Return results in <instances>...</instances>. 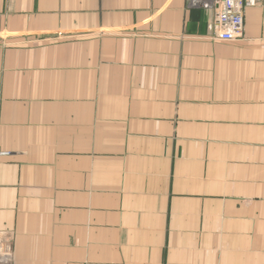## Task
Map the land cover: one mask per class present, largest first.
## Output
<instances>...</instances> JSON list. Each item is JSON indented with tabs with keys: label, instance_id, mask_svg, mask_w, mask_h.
Segmentation results:
<instances>
[{
	"label": "crops",
	"instance_id": "crops-1",
	"mask_svg": "<svg viewBox=\"0 0 264 264\" xmlns=\"http://www.w3.org/2000/svg\"><path fill=\"white\" fill-rule=\"evenodd\" d=\"M0 0V230L13 264H264V0Z\"/></svg>",
	"mask_w": 264,
	"mask_h": 264
},
{
	"label": "built area",
	"instance_id": "built-area-1",
	"mask_svg": "<svg viewBox=\"0 0 264 264\" xmlns=\"http://www.w3.org/2000/svg\"><path fill=\"white\" fill-rule=\"evenodd\" d=\"M256 2L257 0H201L203 7L214 9V36L223 41H234L243 36L244 9L254 6ZM13 237L12 231L0 230V264H13Z\"/></svg>",
	"mask_w": 264,
	"mask_h": 264
},
{
	"label": "water",
	"instance_id": "water-1",
	"mask_svg": "<svg viewBox=\"0 0 264 264\" xmlns=\"http://www.w3.org/2000/svg\"><path fill=\"white\" fill-rule=\"evenodd\" d=\"M14 253V252H13Z\"/></svg>",
	"mask_w": 264,
	"mask_h": 264
}]
</instances>
